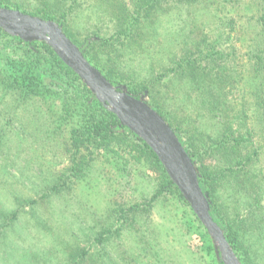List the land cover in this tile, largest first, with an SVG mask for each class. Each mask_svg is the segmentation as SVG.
Masks as SVG:
<instances>
[{
    "label": "trees",
    "instance_id": "16d2710c",
    "mask_svg": "<svg viewBox=\"0 0 264 264\" xmlns=\"http://www.w3.org/2000/svg\"><path fill=\"white\" fill-rule=\"evenodd\" d=\"M160 1L137 0L131 14L132 22L140 28L152 26L158 17ZM173 1L188 6L191 19L195 17V10L212 4L224 5L221 8L216 6L219 12L224 11L222 9L227 7L226 3L232 5L228 9L234 14L224 22V29L217 34L218 40L204 44L199 38L186 39V42L177 39L178 45L181 43L185 50L176 62V69L171 70L195 87L202 108L211 118H217L218 135H209L205 139L201 133L199 138L184 139L174 117L169 118L165 114L146 82H139L127 88V91L135 97L144 93L151 96L152 101L147 103L166 120L195 162L199 185L208 194L211 203L213 220L222 229L240 263L254 264L253 243L248 241L252 237L257 241L264 240L261 220H257L253 212L242 219L230 218L224 214L216 192L219 188H227L230 197H236L238 193L241 197L235 199L234 205L243 203L247 207L258 204L263 197L264 176L258 178V175L256 179V173L262 174L254 164L257 163V156L264 153V0ZM100 2L110 15L116 17L118 25L126 22L129 12L123 8L121 0ZM57 3L43 0V8L30 13L19 5L5 3V0H0V7L15 8L22 13L57 22L66 36L83 50L84 57L92 66L113 85L123 86V78L112 73L111 66L99 57L100 52L98 55L92 54L97 42L89 44L87 38L78 40L70 32L67 14ZM185 29L187 27L183 26L181 31ZM0 37L3 39L0 47V87L8 91L11 100L16 103L35 97L41 101L51 97L60 99L61 115L51 122L53 128L50 136L62 131L56 145L61 157H67L66 166L51 173L53 181L49 182L47 178L40 180L34 196L15 194L8 200V205L6 197H0V264H171L149 236L130 233L149 206L167 197L187 208L190 217L185 223L187 231L200 234V244L195 246L210 257L212 264H222L216 259L212 240L205 227L169 179L151 148L121 126L117 117L98 102L80 78L44 42H23L2 29ZM108 41L104 40V43ZM104 43L102 41L98 45L103 46ZM46 69L57 77L63 75L70 89L61 95L48 88L39 77ZM12 121L13 118H8L5 125ZM199 140L201 144L197 146L196 141ZM10 142L9 137L0 135V157L7 159L13 153ZM203 157L212 159L214 163L205 164ZM99 164L102 165L100 168ZM104 164L117 172L129 168H136L140 173L145 169L151 170L156 180L155 190L145 198L146 204L141 205L129 202L124 192L116 188L113 190L115 199L109 202L105 220L99 221L98 229L86 236L88 244H83L81 229L79 236L64 240L60 224L53 222V202L81 180L92 175L102 177ZM40 176L37 174L36 178ZM44 210L47 217L41 215ZM27 214L30 215V225L42 230H38L39 236L50 237L48 244L50 242L51 245L43 251L25 247L17 254L10 235Z\"/></svg>",
    "mask_w": 264,
    "mask_h": 264
},
{
    "label": "rangeland",
    "instance_id": "374dc122",
    "mask_svg": "<svg viewBox=\"0 0 264 264\" xmlns=\"http://www.w3.org/2000/svg\"><path fill=\"white\" fill-rule=\"evenodd\" d=\"M50 1L57 3L56 0ZM59 1L57 6L67 14L70 32L78 40L87 38L89 44L97 42L92 54L98 55L100 52L99 57L111 66L112 73L123 78L122 85L126 89L139 82H146L152 88L151 95L165 114L169 118L174 117V122L181 129L184 139L199 138L201 133L205 139L209 135H218L217 118H211L202 108L195 87L190 86L187 80L171 70L176 69V62L185 50L181 43L178 45L177 39L186 42V39L191 41L199 38L204 44L218 40L217 34L224 29V22L234 14V11L229 12L228 9L232 5L226 3L227 7L222 9L224 11L219 12L216 6L221 8L224 5L212 4L207 8L195 10V17L191 19L192 16L187 12L188 6L175 4L173 0H161L157 10L158 17L154 19L152 26L140 28L131 18L137 0H121V5L129 12V17L122 25L116 23V17L109 14L106 6L100 4V0ZM6 2L19 5L28 13L43 8V0H5ZM183 26L187 27L185 31H181ZM107 39L109 41L104 43ZM2 41L0 37V47ZM102 41L104 45H98ZM39 77L48 88L61 95L70 89L63 75L57 77L46 69ZM146 101L151 102V96L146 94ZM60 111L61 101L56 97L47 98L45 101L35 97L23 103H16L11 100L8 91L0 87V135L9 137L13 146V153L9 158L0 157V197H6L7 205L8 200L15 194L34 196L41 179L53 181V172L66 166L67 157H61L60 149L58 150L56 145L62 131L50 136L53 128L51 122L61 115ZM8 118H13V121L5 125ZM200 144V140L196 141L197 146ZM203 158L207 165L214 163L208 157ZM257 159L254 165L262 175L256 173V179L258 175V178L264 176V153L257 156ZM101 166L99 164L98 168ZM103 167L102 177L92 175L81 180L63 197L53 202V222L60 224L64 240L79 236L81 229L83 244L87 245L86 236L96 231L100 226L99 221H104L108 215L109 202L115 199L113 190L116 188L124 192L129 202L134 201L141 205L146 204V199L155 190L156 180L151 170L145 169L140 173L136 168H129L117 172L108 164ZM37 174L41 175L39 179L36 178ZM262 182L264 184V180ZM216 194L223 205L224 214L230 218L242 219L253 212L264 228V193L260 202L255 204L257 206L252 207L243 203L234 205L235 199L241 195L237 193L236 197H230L227 188H219ZM235 206H238L237 210ZM41 215L47 217V211H42ZM29 217V214L22 217L23 221L17 224L10 235L17 254L25 247L43 251L51 245L50 242L48 244L50 237L39 236L38 230H42L32 227ZM189 218L186 207L167 197L166 200H159L149 206L130 233L149 236L171 264H212L210 257L200 251V247L195 246L200 244V234L187 231ZM127 239L129 241V238ZM248 242L253 243L251 248L255 253L254 264H264V240L257 241L252 237Z\"/></svg>",
    "mask_w": 264,
    "mask_h": 264
},
{
    "label": "water",
    "instance_id": "95a60500",
    "mask_svg": "<svg viewBox=\"0 0 264 264\" xmlns=\"http://www.w3.org/2000/svg\"><path fill=\"white\" fill-rule=\"evenodd\" d=\"M0 29L23 42H44L70 68L121 126L143 140L155 153L167 176L205 227L213 243L216 259L222 264H241L210 214L211 203L198 180V168L166 120L146 101L124 86L113 85L84 57L53 20H45L18 10L0 7Z\"/></svg>",
    "mask_w": 264,
    "mask_h": 264
}]
</instances>
